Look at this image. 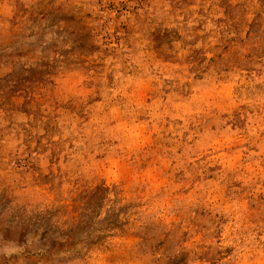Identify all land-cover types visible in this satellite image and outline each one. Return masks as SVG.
<instances>
[{
	"label": "rangeland",
	"instance_id": "rangeland-1",
	"mask_svg": "<svg viewBox=\"0 0 264 264\" xmlns=\"http://www.w3.org/2000/svg\"><path fill=\"white\" fill-rule=\"evenodd\" d=\"M0 264H264V0H0Z\"/></svg>",
	"mask_w": 264,
	"mask_h": 264
}]
</instances>
